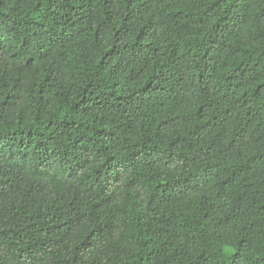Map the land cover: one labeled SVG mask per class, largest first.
Returning <instances> with one entry per match:
<instances>
[{"label": "trees", "instance_id": "obj_1", "mask_svg": "<svg viewBox=\"0 0 264 264\" xmlns=\"http://www.w3.org/2000/svg\"><path fill=\"white\" fill-rule=\"evenodd\" d=\"M0 264H264V0H0Z\"/></svg>", "mask_w": 264, "mask_h": 264}]
</instances>
